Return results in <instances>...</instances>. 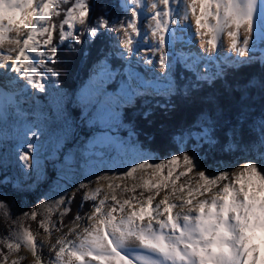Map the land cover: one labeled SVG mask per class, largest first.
Masks as SVG:
<instances>
[{
  "label": "snow or ice",
  "instance_id": "6c2138e0",
  "mask_svg": "<svg viewBox=\"0 0 264 264\" xmlns=\"http://www.w3.org/2000/svg\"><path fill=\"white\" fill-rule=\"evenodd\" d=\"M130 4V17L112 18L106 12L96 15L91 0H0V49L8 45L6 51L0 52V131L4 130L8 118L15 116L20 119L23 116L21 99L25 98L23 94L29 87L40 93L48 92L45 81L49 75L39 69L46 68L44 60L55 59L58 44H65L70 37L73 44H79L84 34L90 39L108 35L117 43L122 41L130 52L135 53L140 50L141 43L148 40L150 30L151 35L158 39L154 44L149 43L144 50L158 52L171 40L180 39L176 32L182 31L190 38L208 37L206 43L209 55L206 59L209 61L219 55L221 36L225 32L231 38L229 50L235 51L238 57L253 52L254 44L250 46V40L264 42V0H151L150 5L148 0H130ZM61 5L68 7L61 8ZM117 6L127 10L129 0H123ZM148 7L155 10L150 18ZM61 14L63 18L60 23H54L52 17ZM189 17L194 19L195 32L191 31ZM172 22H175V27L170 26ZM77 24L84 27L77 28ZM241 29L248 33L242 42L239 39ZM57 30L58 44H54ZM113 32L118 35L113 36ZM49 46L51 55H46ZM261 52L264 53V48ZM120 56L124 58V52H120ZM252 59L251 56L244 60L236 58L233 62L249 64ZM259 62L264 64V55H261ZM144 63L152 64L153 60L146 57ZM158 63L162 68H171L167 54L160 55ZM150 70L155 72V68ZM47 71L55 75L50 69ZM196 71L199 72L198 67ZM205 75L201 74L196 79H204ZM164 78H168L167 72ZM21 82H26L23 87L20 86ZM258 86L264 92V78ZM155 87L153 81L132 72L130 66L128 69L123 65L120 69H113L105 57L97 61L77 103L85 110V119L90 124L101 122L106 126L99 143H112L114 138L109 135L110 131L122 126L118 114L133 98L148 95ZM225 87L230 91L238 90V96L242 99L254 85L249 79L239 85L227 83ZM167 91L171 94L173 89L169 87ZM207 103L210 111L201 113L203 118L196 135L193 136L191 130L179 133L180 142H194L191 150L187 147L178 149L179 154L172 153L167 158L141 156L140 160L130 164L117 158L108 168L109 171L119 173L118 179H135L134 174L138 170L151 169L159 177L156 182L143 179L139 185L123 188L121 195L133 193L123 200L118 199L116 194L121 185L110 182V209L104 211L108 195L94 203L91 215L86 217L93 223L77 233L75 240H69L66 236L57 238L52 248L55 250L56 245H59V249L55 251V257L48 261L43 260L40 251L43 245L37 242L30 229L10 232L0 240L8 250L7 253L0 250V264H8V255L14 251L19 252L22 246L32 253L34 264H264V117L256 125L258 133L245 141L241 118L246 113L241 107L236 121L226 125L222 131L229 151L240 143L244 144V151L248 154L246 163L242 170L237 169L236 172H231L230 165H225L223 170L218 167L210 171L201 164V149L205 145L209 150L216 146L218 121L223 116V110L219 109L215 97L209 98ZM216 110L221 115L214 118ZM64 111V98L57 94L50 97L49 115L41 114L35 124H23L15 152L18 161L22 162L21 173L30 179L38 178L27 170L39 173V150L43 145L35 138L44 135L45 122H53V129L50 130L52 136L49 138V142L55 146L49 153L53 158L55 150L71 134L72 125ZM150 115V112L143 113L145 119ZM57 121L62 123L57 125ZM57 127L59 133L55 131ZM251 131L255 133V128ZM29 134L33 140L28 139ZM237 136L240 137L239 142ZM120 151L124 152L125 149ZM30 160L34 163H29ZM193 172L195 187L192 186ZM84 175L88 178V174ZM105 178L99 175L96 177L97 181ZM182 178H185V182L178 184ZM9 185L19 190L21 181L7 174L0 175V189ZM79 187L85 188L87 185L81 182ZM137 188L142 189L139 197L135 195ZM168 189L171 191L159 203H154L156 196ZM186 190V196L181 195ZM101 191L96 188L90 195L85 194L79 207L82 209L87 200L96 201ZM67 192L68 189L64 188L60 199L54 201L57 207L61 204L65 206V212L59 213L61 217L71 211L75 199V196L69 197ZM207 194H211L210 198L197 199ZM173 195L175 200L171 198ZM137 204L138 208L135 207ZM9 206L8 202L0 200V209ZM126 208L131 210L126 212ZM177 209L186 211H175ZM51 211L49 205L50 214ZM23 215H30L35 220L38 213L33 210ZM83 219L85 217L77 212L73 222ZM39 226L50 235L53 229L59 231L50 218L41 220ZM70 231L74 232L75 229ZM13 236L15 242H10ZM12 264H20V261L14 260Z\"/></svg>",
  "mask_w": 264,
  "mask_h": 264
},
{
  "label": "rangeland",
  "instance_id": "374dc122",
  "mask_svg": "<svg viewBox=\"0 0 264 264\" xmlns=\"http://www.w3.org/2000/svg\"><path fill=\"white\" fill-rule=\"evenodd\" d=\"M150 1L151 0H148L149 5H150ZM122 2L123 0H118V4ZM129 5L130 6L127 10L121 8V10L124 11L125 13L124 15L128 17L131 16L130 0H129ZM154 11H155L154 9L148 7L147 14L149 18ZM189 22L192 24V29H191L192 32H195L196 31L195 23L192 21V19H190ZM181 24H183V21H181ZM170 26L175 27V22H172ZM76 27L83 28L84 26L77 24ZM201 31L204 30L202 29ZM56 35H58V30ZM112 35L116 36L118 34L113 32ZM246 35H248V33L246 32L243 33L241 29L239 33V39L241 42ZM176 36L179 37L180 39L171 40L170 43L166 44V46L158 52H153V50L151 49L145 51L144 49L148 47L149 43L154 44L158 39V37H153L151 35V31L149 30L148 40L141 43L139 51L132 53L127 47L124 46L122 41L117 43L116 40L110 39L108 35H105L106 44H107L106 47L107 56L109 58L112 57V54L117 56L123 62V67L125 69H128L130 66L132 72L136 73L138 76L142 77L145 80L154 82L156 86L155 90L150 92L148 95H144L148 99L168 96L169 92L167 91V89L169 87L172 88L174 85L173 71L176 69V67H178V65L183 70H187L188 72H191L194 75V77H197L201 74H206L204 79H200L198 81L203 80V81H207L208 83H210L213 80L214 74L216 75L215 77L219 76L221 80L226 78L225 75H223L222 71H220L222 66H230L233 69L248 66L249 64L264 66V64H261L259 62L261 55H264V53L261 52V49L264 48V42H260V41L253 42L252 40H250V46H253L254 44V50L252 53H248V55L242 57H236L235 55L237 53L235 51L229 50L228 53L225 52V47L223 50V44H222V48L219 49V55L216 56L214 60L209 61L208 59H206V57L209 55L208 49L203 50V47L207 45L206 43L208 39L206 38L207 36L204 37L196 36L194 38H190L186 33L182 31H177ZM227 37L229 38V36ZM83 39H84L83 51L86 53L84 49L86 44L85 39L91 42L92 38L90 39L88 35L84 34ZM69 41H72L71 37L66 42ZM225 42L226 39H225V35L223 34L222 43ZM47 51L48 50H46V55H48ZM205 51H207L208 53H205ZM120 52H124L125 54L124 58H121ZM125 52H128V54H126ZM85 53L82 54L81 59L82 57H84ZM173 53L175 55H173ZM162 54H167L168 58L171 60L170 69L162 68L159 65L158 57ZM213 55L216 54L213 53ZM250 56L253 57V59L252 62L249 64H235L233 62L236 58H239L240 60H244V59H248ZM146 57L152 58L153 63L145 64L144 59ZM46 61L47 60H44L45 64ZM84 61L81 67L79 64L77 74L81 73V69L84 65ZM137 61H139V63H137ZM186 62H187V66H186ZM96 64L97 61H95L89 67L88 77L84 82V86L80 90L78 89L79 87L76 88L75 86L74 90L71 91H68L66 89H60V87L56 86L55 76L50 75L48 73L47 70L49 68L47 65L46 68H40L39 71L44 72L45 75H49V78L45 81V85L48 89V92L40 93L35 89H31L29 87L23 94L25 98L21 99V109L23 112V116L20 119H17L15 116L8 118V122L4 130L0 131V159L4 167V172H7V175H9L10 177L19 178L21 181V187L19 190L10 187L11 190L14 193H16L17 195L16 197H18L19 194H24L26 191H29V189H31V191L34 192L37 191L39 197L38 201H36V204H38L39 208L35 210L38 213L35 220H33L30 215L28 217H25L23 215V213L27 211L23 210L22 208L20 209L19 205L13 199L14 193L8 191V193H12V194L9 197H6L4 195L6 200H3L0 197V200L8 202L10 205L6 209H0V240H2L5 236L9 235L10 232L14 233L15 231L22 228H28L34 233L37 242L43 245V247L40 249L41 252L48 249L49 242L51 241L56 242L57 238L66 236V238L69 240H75L77 233L82 232L84 227L89 226L93 223L91 220L86 219V217L91 215L93 211L92 205L94 203H98L100 199H103L105 195H108L109 200L105 206L104 211L109 210L110 207L112 206L111 189H109L108 187L110 182L113 184L121 185V188L116 190V194L118 196V199L123 200L133 195V193L131 192L124 193L123 195H121V190L123 188L125 187L131 188L133 185H139L143 182V179H151L153 182H156L159 179L158 176H155L153 174L151 169H148L146 171L138 170L134 174L135 179L133 178L118 179L117 176L119 175V173L108 170L113 160L119 158V160H123L125 164H130L134 160H140L141 156H154V155L151 154L150 152L140 150L134 143L130 142V138H127L126 139L127 141H123L122 139L123 137L119 133V127L112 129L109 133V135L112 138H114V141L112 143L105 142L104 144H100L99 141L103 136L106 126L101 122H94L90 124L88 121H87V125H89V127L91 128L87 130V133L78 135L75 138L76 140L72 145H67L66 141L71 136L70 134L66 139L63 140L62 146L58 150H55L54 158L49 156L48 157L49 161L47 164H45L44 162H40L39 173L33 172L32 169L27 170L28 172H32L33 177H38V178L30 179L28 175L21 173L20 164L22 162L18 161L15 148L19 143V136L20 133L22 132L23 124L25 123L35 124L38 121V117L41 114L49 115L50 97L57 94H61L63 96L64 109H65L64 115L69 117L70 113L68 110V104H79L77 103V98L80 96L85 86L89 83V79L96 67ZM196 67L199 68V72L196 71ZM152 68H155L154 73L150 70ZM212 71L213 73L211 76L210 72ZM166 72L168 73L167 79L164 78ZM12 75H16V73H12ZM24 83L26 82H21L20 86L23 87ZM29 93L34 95H29ZM133 102H134V98L128 105L133 104ZM84 113L85 110L83 111V114ZM30 115L33 116L32 119H28V116ZM70 119L74 120L72 118ZM79 125L80 123L78 122V126ZM95 125L99 126V128H92V126ZM44 129H45L44 135L35 138L43 145V147L39 150L40 156L46 152L50 153L55 148L54 143L49 142V138L52 136L50 130L53 129V126L51 125L50 122L47 121L44 124ZM5 131L7 135H5ZM55 131L59 133L60 129L57 127ZM28 139L33 140V137H31V135L29 134ZM122 148L125 149L124 152L120 151V149ZM54 161H55V167H53ZM29 163H34V162L30 160ZM245 163H246V157L242 156L237 158L234 162L227 163L226 165L231 166L230 169L231 172H236L237 169L242 170L243 165ZM224 166L225 165L218 163L212 165L211 167H213L214 170L217 169L218 167L221 170H223ZM48 171L52 172L51 173L52 175L48 174L47 173ZM84 174H88V178H85ZM97 175L104 176L106 178L97 181L96 179ZM191 177H192V186L195 187L196 186L195 172L191 174ZM89 180L91 182H89ZM81 182L86 184L87 187L82 188V190L84 191H82L80 199L85 194L90 195L93 192V190L96 188H100L102 189V191L97 196L96 201L92 200L93 204L84 214H80L81 211H79V214L82 217H85V219L77 220L73 222L74 217L77 215L75 211L76 210L78 211L79 209L78 208L74 210V206H75L74 200L72 201L71 204V211H69L63 217H61L59 213L65 212V206L61 204L57 207L54 201L60 199V195L62 194V190L64 188L68 189L67 195L69 197L73 196V194L77 192L76 190L80 188L79 184ZM184 182H185V178H182L181 181L178 182V184ZM237 187H239V185H237ZM141 191H142L141 188H137L135 195L139 197ZM170 191L171 189L162 190L159 193V195L156 196L154 203H159V201L163 199L164 196L168 194ZM186 194H187V190L185 191V193L181 195L186 196ZM144 195L147 196L148 193L145 192ZM210 196L211 194H207L206 197L198 196L197 199L210 198ZM171 198L175 200L174 195ZM49 205H51V209H52L51 214L49 212ZM135 207L138 208L139 205L137 204L135 205ZM81 210H83V208ZM130 210L131 209L126 208V212ZM184 210L185 209H177L175 211H184ZM6 213H10L11 215H6ZM71 213H73L74 215L72 219L69 218ZM117 216H119V214H117ZM46 218H50V220L54 224H56L57 228H59V231L53 229L50 235L48 232H45L42 228H40L39 226L40 221ZM61 221H62V226H61ZM1 223L4 225L3 227H1ZM72 229H75V231L74 232L70 231ZM10 242H15L14 236ZM0 250H2L5 253L8 252L7 248L4 246L3 243H0ZM56 250H53L51 248L49 251L50 256H53V254L55 255ZM14 260L20 261V264H34L35 258L33 257L32 253L29 251L28 248L22 246L19 252L14 251L8 255V264H12V261Z\"/></svg>",
  "mask_w": 264,
  "mask_h": 264
},
{
  "label": "trees",
  "instance_id": "16d2710c",
  "mask_svg": "<svg viewBox=\"0 0 264 264\" xmlns=\"http://www.w3.org/2000/svg\"><path fill=\"white\" fill-rule=\"evenodd\" d=\"M91 3L95 8L96 15L106 12L112 18H116L117 16L121 18L125 17L124 11L117 6L118 0H91ZM66 7L68 5H61V8ZM62 18L63 14L61 16H54L52 20L54 23L59 24ZM83 41V35L79 44H73L72 41L58 44V35L53 40L54 44H58L56 57L52 61L47 60L46 65L52 73H55V83L60 89L74 90L76 80H78V89L80 90L88 77L89 67L99 59L107 57L108 63L113 69H120L123 65V62L117 56L113 54L111 58L107 56L105 35H99L96 38H92L91 42L85 39V61L81 73L77 74L83 54ZM50 48L51 46L47 51L48 55H51ZM173 73L174 85L171 94L169 93L168 96L155 97L153 99H148L145 96L135 97L133 104L125 106L119 113V121L122 123V126L119 127V133L123 137V141H127L126 139L130 138L131 133L130 142L134 143L140 150L150 152L158 158H167L172 153L179 154L178 149L185 147L191 150L194 142L187 141V137H185L187 143L180 142L179 133L191 130L193 136H195L199 122L203 118L201 113H208L210 111L207 100L215 97L219 109L223 110V116L218 121V142L211 150L208 149L207 145L201 149V164L212 171L214 168L211 166L214 164L221 163L226 165L227 163L234 162L239 157H246L248 154L244 151L243 143H240L238 147H234L231 151L227 149L222 130L226 125H230L236 121L239 116V110L243 107V111L246 113V116L241 118V123L244 124L245 129L244 140L247 141L249 137H254L258 133L256 125L264 117V92L258 86L261 79L264 78V66L249 64L237 69L229 66L222 70L226 78L223 80L217 79L219 76L215 77L216 75L214 74L213 80L210 83L196 80V77L191 72L183 70L179 65ZM249 79L252 80L254 87H252L250 92H246L242 99L238 96V90H226L225 85L227 83L239 85ZM109 90H112L111 86H109ZM68 110L70 115L66 117L72 125V132L66 144L72 145L78 135L86 134L87 130L91 127L87 125V120L83 114L84 110L79 104H68ZM144 112H150L151 115L145 119L143 116ZM213 115L215 118L219 117L221 113L219 110H216ZM32 118L33 116H28V119ZM48 122L53 126L51 120H48ZM78 122L80 123L79 126ZM56 123L59 125L62 121H57ZM92 128H99V126L95 125ZM254 128L255 133L251 131ZM237 141H240L239 136H237ZM49 156V152L43 153L40 156V162L47 164ZM47 173L51 174L52 172L48 171ZM4 174H7V172H4L0 159V175ZM10 187L9 185L0 189V197L3 200H6L5 196L9 197L14 193ZM8 191L12 193H8ZM76 191L73 194L75 196L74 210L79 208L76 211H81L80 214H84L93 202L92 200H87L84 203L83 210H81L79 207L81 202L80 196L84 190L79 188ZM13 195V199L20 209L22 208L27 213H31L33 210L39 208L38 204H36L39 198L37 191L34 192L29 189L24 194H19L18 197H16V193ZM76 211L75 213L77 214ZM73 216V213H71L69 218L72 219ZM3 226L1 223V227Z\"/></svg>",
  "mask_w": 264,
  "mask_h": 264
},
{
  "label": "bare ground",
  "instance_id": "6f19581e",
  "mask_svg": "<svg viewBox=\"0 0 264 264\" xmlns=\"http://www.w3.org/2000/svg\"><path fill=\"white\" fill-rule=\"evenodd\" d=\"M150 3H151V1H150ZM190 19H192V21L194 22V19L192 18V17H189ZM189 19V20H190ZM195 23V22H194ZM25 31H27V30H25ZM192 31V30H191ZM242 32L244 33L245 31L242 29ZM12 35H15V33H12ZM224 35H225V39H226V42L225 43H222V41H223V34H222V36H221V43L223 44V50H224V47H225V52H229V49H230V43H231V38L229 37H227L228 35H227V32H225L224 33ZM206 38H208V37H206ZM7 47H8V45L6 44L5 45V48L4 49H0V52H3V51H6V49H7ZM209 47V46H208ZM208 47H207V45H205L204 47H203V50H207L208 49ZM205 53H208L207 51H205ZM13 55V57L15 56V53H13L12 54ZM245 55H248V54H245ZM236 57H238V55L236 54L235 55ZM214 60V59H213ZM212 61V60H211ZM7 63H12V61H7ZM184 211H186V209L184 210ZM56 244V242H54V241H51V242H49V248L48 249H46V250H44V251H42L41 253H42V258H43V260L44 261H48L50 258H54L55 257V255L53 254V256H50V254H49V251H50V249L52 248V245H55ZM53 249V248H52ZM56 249H59V245H56ZM55 249V250H56Z\"/></svg>",
  "mask_w": 264,
  "mask_h": 264
},
{
  "label": "water",
  "instance_id": "95a60500",
  "mask_svg": "<svg viewBox=\"0 0 264 264\" xmlns=\"http://www.w3.org/2000/svg\"><path fill=\"white\" fill-rule=\"evenodd\" d=\"M85 52L83 51V54H84ZM83 61H84V57H82V59H81V63H80V67H81V65L83 64ZM77 87H79V81L78 80H76V88Z\"/></svg>",
  "mask_w": 264,
  "mask_h": 264
}]
</instances>
